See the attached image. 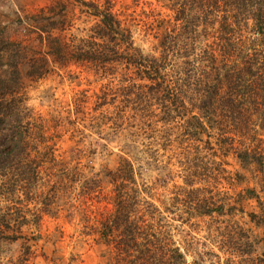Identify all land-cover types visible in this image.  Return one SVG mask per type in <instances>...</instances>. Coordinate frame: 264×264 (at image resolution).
<instances>
[{"label": "rangeland", "instance_id": "rangeland-1", "mask_svg": "<svg viewBox=\"0 0 264 264\" xmlns=\"http://www.w3.org/2000/svg\"><path fill=\"white\" fill-rule=\"evenodd\" d=\"M86 1L97 2L102 9L106 0ZM112 1L116 14L122 6H128V13H132L134 22L142 20L147 26L143 28L146 33H139L138 25L132 35L133 48L125 45L121 59L104 73L93 70L79 51L73 54L72 60L69 55L67 60H53L50 56L55 44L62 41H73L75 45H80L81 40L90 36L97 38L98 42L105 41L100 35L101 27L97 19L89 15L81 0H0V40L20 47L17 50L19 59L16 58V50L7 48L9 54L13 55L12 60L19 63V76L15 82L11 81V91L22 87L26 105L34 113L48 117L53 125L64 118L74 120L75 110L93 115L96 118L93 122L87 120L83 123L80 122L82 115H76L77 122L82 124L79 127L81 133L68 132L63 136L60 146L64 161L80 168L85 178L96 176L105 192L111 190L107 173L116 169L121 158H127L140 167L142 179L156 193L155 204L162 207L159 202H164L165 215L173 226L172 239L187 264H262L264 225L256 223V220L250 221L247 215L256 213L260 216L264 207V155L260 157L261 163L252 160L242 163L231 151L223 154L222 149H218L217 141L212 138L208 140L201 131L195 142L179 140L175 130L166 128L187 130L189 126L194 128L206 123L203 115L199 111L196 113L186 102L183 108L178 107L179 113L174 112L172 107L169 113L164 114L173 119L158 124L160 135L157 134L154 140L157 144L154 149L158 152L149 159L143 146L149 140L140 136L133 118H128L134 115L138 117L134 110L136 89L144 88L151 92L153 90L150 88L154 89L156 83L145 78L143 68L137 67L139 62L164 66L172 61L182 67L186 61L179 57V53H172L168 49L175 42V50L183 45L180 37L172 39L180 35L183 29L182 21L176 20L173 9L176 4L172 2L176 0ZM207 12L202 13L198 7L191 8V5L188 7L185 24H191L190 21L194 24H189V31L204 34L210 20ZM212 28L217 27L209 26L211 33L207 38H192L190 43L194 53L190 58L197 57L202 51V44L213 45L215 38L212 37ZM4 49L6 46L3 44L2 48L0 42V52ZM32 63L37 66V73L31 69ZM44 67L46 72L43 71ZM164 72L160 68V73ZM152 76L156 78L153 72ZM96 94L109 96L107 104L97 110L93 97ZM158 94L164 93L155 91V95ZM151 101L150 104L160 108L158 100ZM124 105L129 109L125 120H120L117 126L104 120L105 116H114L115 111ZM249 108L253 110L252 105ZM98 114L104 117L101 119ZM191 119H194V126L188 125ZM260 124L255 134L260 141L252 139V144L264 149V125L257 116L256 125ZM166 132L170 135L169 142L162 138L166 137ZM208 132L213 136L215 134L212 130ZM199 138L201 141H198ZM214 160L223 163L225 172L220 173L214 183L209 179L208 182L198 179L206 169L212 167ZM22 165H27L22 169L23 175L32 172L29 165L33 164L25 162ZM194 174L199 175L192 178ZM33 185L35 183L28 182L17 190L19 201L15 202L14 207L20 210L17 216L23 225L18 234L22 237H18L17 241L0 240V264H19L17 259L26 245L32 246L31 250H35L36 255L29 264H103V247L93 242L92 236L83 227L82 213L86 198L84 195L82 197L84 186L81 181L68 186L70 189L64 188L62 193L47 197L45 207L36 204L41 190L37 192ZM43 190L48 195V190ZM247 191H255L258 199L247 198ZM198 193L200 204L210 206L224 203L226 207L215 208L210 215L198 217L190 209L194 203L193 196ZM234 203L238 207L229 209L227 204ZM91 204L88 202L87 206ZM0 207L6 211L11 205L1 202ZM103 207V203L93 202L91 209L103 210Z\"/></svg>", "mask_w": 264, "mask_h": 264}, {"label": "trees", "instance_id": "trees-1", "mask_svg": "<svg viewBox=\"0 0 264 264\" xmlns=\"http://www.w3.org/2000/svg\"><path fill=\"white\" fill-rule=\"evenodd\" d=\"M80 3L87 8L90 16L97 19V24L101 27L100 35L106 42H98L93 36L81 40L80 45H75L73 41H62L55 44L50 56L53 60H67L69 55L72 60L73 54L79 51L93 70L105 73L121 59L125 45L133 48L132 35L138 25L139 33H146L143 28L147 23L142 20L135 23L131 18L132 13H128V6H122L116 14L112 0H106L102 9L94 1L81 0ZM172 3L176 4L173 8L176 20L182 21L183 25L182 33L172 39L180 37L183 45L175 50V42L168 49L172 53H179V57L186 61L182 67L172 61L164 66H154L147 62L137 64L138 68H143L142 74L146 75L147 80L156 81L154 89L150 88L153 90L151 92L144 88L136 89L138 93L134 110L138 117L128 116L133 118L134 127L140 136L149 140L143 145L144 153L149 159L157 154L154 140L157 134L160 135L158 124L173 119L164 114L169 113L172 107L174 112L179 113L178 107L183 108L189 102L196 113L199 111L203 115L206 123L194 128L189 126L187 130L179 127L166 128L175 130L179 140L195 142L201 131L208 140L212 138L217 141L218 149H222L220 151L223 154L231 151L242 163L251 160L260 162L264 149L252 144V139L260 141L255 136L257 127H261V124L256 125L257 116L264 125V0H176ZM190 5L191 8L198 7L202 13L208 10L206 14L210 20L203 35L201 31H189L190 23L185 24ZM190 22L194 25L193 21ZM210 25L217 27L212 28V37L215 38L213 45L202 44V51L197 57L190 58L194 53L190 41L192 38H207L211 33L208 30ZM0 42L2 48L3 44L6 46L0 52V203L11 205L7 208L8 211L0 207V240L17 241L18 237H22L18 234L23 225L17 216V211L20 210L14 207L15 202L19 201L16 196L19 188L25 187L28 182L35 183L33 187L35 186L36 191L41 190L36 204L45 207L51 195L62 193L64 188L81 181L84 186L82 197L84 195L86 198L82 213L83 227L92 236L93 242L103 247V264H187L183 253L172 239L173 226L165 215L164 202H159L162 207L155 204L156 193L142 179L140 167L127 158H121L116 169L107 173L111 190L105 192L96 176L85 178L80 168L72 167L64 161L60 146L63 136L68 132L81 133L79 127L82 124L77 122L76 115H82L81 123L87 120L93 122L96 118L83 110H75L74 120L64 118L53 125L48 117L34 113L26 105L22 87L11 91V81L15 82L19 76V63L18 60H12L13 55L9 54L7 48L17 52L20 47L13 43L8 45L10 42L3 39ZM163 45H166L165 41ZM19 57L17 52L16 58ZM34 65L32 63L30 67L37 73V66ZM160 68L165 72L160 73ZM43 71L46 72L47 69L44 67ZM152 72L156 75L155 79ZM157 90L164 94L156 96ZM93 97L97 110L107 104L109 96L96 94ZM155 99L160 108L150 104ZM249 105L253 106V110ZM128 110L124 105L115 111L114 116L98 115L117 126L120 120L126 119ZM188 125L194 126V119ZM207 129L214 131V136ZM162 138L169 142L170 135L166 132V137ZM25 162L33 164L29 165L32 172L23 175L22 169L27 168V165H22ZM223 172V163L214 160L212 167L197 176L198 179H204L201 180L203 182H208L209 179L214 183ZM197 176L191 175L192 178ZM43 189L48 190V195L44 194ZM246 197L258 199L255 191H247ZM88 202L103 203V210L91 209L92 204L88 207ZM192 202L194 203L190 209L198 217L210 215L215 208L226 207L224 203L210 206L200 204L199 193L193 196ZM227 205L233 210L238 207L236 203ZM261 212L260 216L256 213L247 216L250 221L256 220V223L264 225V207ZM35 224L40 228L38 223ZM31 248L32 246H25L24 252L17 259L19 264H29L35 260V250ZM261 255V263L264 264V252Z\"/></svg>", "mask_w": 264, "mask_h": 264}]
</instances>
